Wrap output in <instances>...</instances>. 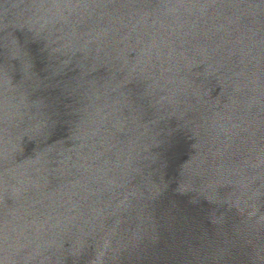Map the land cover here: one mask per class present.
Here are the masks:
<instances>
[{
	"label": "water",
	"instance_id": "obj_1",
	"mask_svg": "<svg viewBox=\"0 0 264 264\" xmlns=\"http://www.w3.org/2000/svg\"><path fill=\"white\" fill-rule=\"evenodd\" d=\"M0 264H264V0H0Z\"/></svg>",
	"mask_w": 264,
	"mask_h": 264
}]
</instances>
